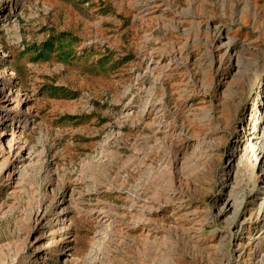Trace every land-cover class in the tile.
<instances>
[{"label":"rangeland","instance_id":"374dc122","mask_svg":"<svg viewBox=\"0 0 264 264\" xmlns=\"http://www.w3.org/2000/svg\"><path fill=\"white\" fill-rule=\"evenodd\" d=\"M0 16V73L34 115L0 183V264H264V0Z\"/></svg>","mask_w":264,"mask_h":264},{"label":"bare ground","instance_id":"6f19581e","mask_svg":"<svg viewBox=\"0 0 264 264\" xmlns=\"http://www.w3.org/2000/svg\"><path fill=\"white\" fill-rule=\"evenodd\" d=\"M11 1L12 0H0V15L3 12V9L8 6ZM3 22L4 19L0 20V23ZM2 27H4V24ZM220 35V32H218L216 38L219 40V44L221 43L219 48H222V50L225 49V52L228 53L230 51L229 47L231 42L227 41L222 44V38ZM12 82L13 78L7 73H0V158L3 159V164L0 167V183L8 182L9 185L14 181L12 177L15 173L16 167L18 165L23 166L26 163L27 156H29L28 145L24 141V138H22L23 136H21L19 132V126H16L15 119L18 121L17 123L21 124L29 122L34 116L33 110L27 105L28 98H20V95H16L15 92L11 91L10 85ZM12 120L15 121L14 123L16 127L13 126L10 129V133H7L4 121ZM4 144H6V146ZM250 152L256 157L263 155L264 144L251 146ZM233 203L235 205V202ZM241 205L242 201L239 203V206L236 207V211H239ZM222 211H225L224 207L220 210V212ZM33 264L40 263L37 261Z\"/></svg>","mask_w":264,"mask_h":264}]
</instances>
